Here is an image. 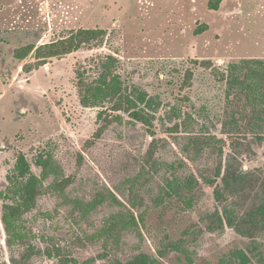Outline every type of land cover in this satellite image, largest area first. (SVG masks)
<instances>
[{"label": "rangeland", "instance_id": "374dc122", "mask_svg": "<svg viewBox=\"0 0 264 264\" xmlns=\"http://www.w3.org/2000/svg\"><path fill=\"white\" fill-rule=\"evenodd\" d=\"M202 24L207 29L196 35L195 29ZM97 27L111 33L103 47L54 57L31 72L22 67L35 60L33 54L25 59L14 56L20 46ZM99 54L118 56L122 60L118 71L126 83L140 86L159 103L152 133L123 114L124 124L113 123L94 137L100 109L81 105L75 69ZM245 58L264 59V0H224L219 10L209 9L208 0H0V191L8 184L7 174L19 151L27 155L36 174L41 171L34 163L38 152L55 151L74 181L68 190L85 199L106 187L115 191L117 186L133 197L130 180L145 157L176 165L181 162L178 174L182 177L212 174L218 152L206 149L197 158L185 152L180 136L184 133L173 130L181 120H170L167 113L176 107L192 115L197 130L202 125L225 139V157L235 148L232 141L237 137L225 132L232 111L226 83L195 61L210 59L220 73L229 63ZM188 71L193 73L190 82ZM237 138L243 143L237 148L242 170L264 173V140L258 143L250 135ZM153 140L158 144L150 153ZM172 176L171 170L161 169L140 188L135 214H144V222L126 232L116 252L111 250V240L89 238L117 210L107 202L84 218L70 207L55 211L59 200L44 196L29 216V227L38 236H55L56 243L69 250L71 261L66 264H107L114 257L125 262L141 252L165 264H220L229 258L230 264H241L233 256L236 249L250 257L249 264H264V232L249 236V224L240 221L245 210L235 207L233 227L226 220L224 227L218 226L217 211L223 214V204L216 198L215 186L201 179L191 208L177 196L163 203L156 200ZM227 198L231 206L234 198L228 194ZM1 206L0 199V213ZM47 211L52 218L42 214ZM0 226V260L12 264L6 232ZM33 245L45 247L39 238ZM175 245L189 251L179 252ZM161 249L165 251L162 257ZM35 259V264H58L47 257Z\"/></svg>", "mask_w": 264, "mask_h": 264}, {"label": "trees", "instance_id": "16d2710c", "mask_svg": "<svg viewBox=\"0 0 264 264\" xmlns=\"http://www.w3.org/2000/svg\"><path fill=\"white\" fill-rule=\"evenodd\" d=\"M224 0H208V8L219 10ZM208 25H200L195 29V34H201ZM111 33L105 28H78L71 30L66 35L42 44H26L14 50V56L25 59L33 54L34 61L23 65L22 70L31 72L44 66L54 57H62L83 48L94 49L103 47ZM197 64L212 69L220 81L226 83V97L232 107L229 119L224 126L229 127L225 132L229 136H253L258 143L264 140V59L245 58L229 63L226 71L214 68L210 59L196 60ZM122 60L114 54H99L89 59L88 64L79 65L76 69V88L82 106L98 107L97 114L99 129L94 137L100 135L111 124H124L123 114H127L133 121L140 122L149 132H153L156 120V111L159 103L150 97L149 93L138 85H129L118 71ZM187 81L193 78L192 71H188ZM167 117L172 120L180 118L173 130L184 133L183 150L199 157L206 149L218 152V164L212 168V174L201 176L189 174L182 177L178 170L183 167L178 164L159 161L152 157H145L141 169L130 180L129 191L133 197L127 196L120 187L115 191L107 188L97 191L92 198L85 199L72 195L68 187L73 183L64 169L62 162L56 157L52 149H44L35 156V165L40 168L36 174L27 155L19 151L13 168L7 174L8 184L0 191L2 200L0 223L6 232L8 247L12 252V264H35L38 258L47 257L55 259L58 264L71 261L67 258L69 250L56 243L53 235L38 236L30 227V214L34 212L44 196L58 199V207H70L72 211L78 210L81 217H88L102 206L110 203L117 210L103 220V224L89 238L111 240V250L115 252L123 242L127 231L137 228L144 222V214L138 216L135 211L139 209L140 188L151 182L154 175L161 169H169L172 178L167 179L160 189L156 200L162 203L167 198L177 196L182 199L186 208H191L196 202L195 188L202 179L208 185L215 186L216 198L223 204V214L217 211L219 227H224V220L233 227L237 222L235 207L245 210L240 221L249 224L248 234L253 236L257 232H264V173L258 171L242 170V163L238 157V145L243 144L239 138L232 141L235 148L224 157L222 145L227 142L223 138L212 135L209 130L200 126L195 128L196 120L189 113L183 114L180 109L173 107ZM178 140V137H175ZM158 141L150 144V153L157 146ZM225 158V159H224ZM220 181V183H218ZM137 190V191H136ZM119 193V194H118ZM227 194L234 198L231 206L226 204ZM123 197L120 198V196ZM45 217L52 218V213H42ZM1 231V226H0ZM45 244L43 249L36 248L33 242L37 239ZM179 252L187 253V247L175 245ZM256 249V247H254ZM18 251V252H17ZM189 251V250H188ZM164 249L159 250V256H164ZM233 256L241 259V264H249L250 257L241 249H236ZM231 256V257H233ZM229 259L221 260L220 264H230ZM0 264H2L0 260ZM107 264H165L158 257L148 253H138L125 262L114 257ZM207 264V263H206Z\"/></svg>", "mask_w": 264, "mask_h": 264}]
</instances>
